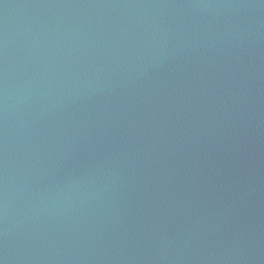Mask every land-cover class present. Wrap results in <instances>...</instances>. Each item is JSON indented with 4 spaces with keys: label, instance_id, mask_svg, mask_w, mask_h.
<instances>
[{
    "label": "water",
    "instance_id": "95a60500",
    "mask_svg": "<svg viewBox=\"0 0 264 264\" xmlns=\"http://www.w3.org/2000/svg\"><path fill=\"white\" fill-rule=\"evenodd\" d=\"M0 264H264V0H0Z\"/></svg>",
    "mask_w": 264,
    "mask_h": 264
}]
</instances>
